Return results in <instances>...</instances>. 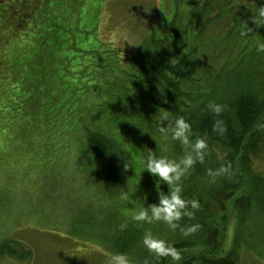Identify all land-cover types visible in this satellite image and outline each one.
I'll return each instance as SVG.
<instances>
[{"label": "trees", "instance_id": "1", "mask_svg": "<svg viewBox=\"0 0 264 264\" xmlns=\"http://www.w3.org/2000/svg\"><path fill=\"white\" fill-rule=\"evenodd\" d=\"M188 1L190 4H173L170 18L166 23L162 22L157 32L152 30L140 41L130 60L123 66V73L113 75L108 71L109 64L101 59L98 80L97 73L85 74L89 67L85 64L91 58H82L93 52L92 47L103 44L97 40L94 30L98 15L92 11L83 15L85 22L93 23L89 30L79 27V18L66 16L68 14L62 11L44 12L47 15L42 18L49 23L53 19L59 23L70 20L71 27L48 30L32 26L23 29L28 30L24 32L26 37L17 30L9 29L7 34H20L23 42L14 39L18 42L6 45V48L11 46L10 51L15 57L0 63V78L3 70L7 79V82L0 80L1 102L4 100L3 106L0 105V139L5 145H0V163L7 158L9 150L13 155H18L22 172L33 171L37 166L40 170L41 160L43 162L47 156L45 148L58 145L66 136L81 144V157L90 165L87 171L98 175L95 182L99 185L100 180L107 193L117 191L116 188L126 179L133 182L138 176L137 182L143 179L140 182L143 188L136 190L137 194H141L137 197L141 199V204L144 205L146 200L147 204L149 201L158 202V190L167 192L168 185L143 169L145 158L151 152L157 156L170 159L176 156L179 159L185 152V146L175 140L176 154L172 155L160 148L163 146V141L159 140L160 134L153 136L150 133L157 131L154 120L157 114L168 112L173 118L182 115L191 125L190 139L202 137L207 141L204 161L195 163L182 177V189L187 187L182 190V196L187 200L188 197L197 199L194 194L198 197L204 194L206 196L198 198V201L205 203L211 199L218 204L217 210L223 213L218 216L216 210L204 216L194 210L192 217L182 216L178 224L187 226L199 223L201 227L196 232L185 236L177 227L170 229V235L164 238L177 251L193 245L203 250L187 259H180L181 264H191L193 261L237 264L239 252L244 248L241 234H244L245 226L242 228V224L245 223V213L251 202L250 193L264 179L262 174L249 172V161L256 157L264 143V53H260L259 59L254 58L260 36L264 40V24H256L252 19L253 13L245 10V3L237 6L232 0H219L213 12L209 6L210 0H204L199 9L193 6L195 0ZM67 4L71 3L63 0L64 8ZM209 14L212 17H208L209 22L221 16L229 19L225 36L236 41V46L240 47L233 58L223 61V65L230 64L232 75L229 77L221 76L220 69L213 72L202 65V49L197 38L202 34L200 29L206 27L199 21ZM29 15L30 12H26L24 17ZM245 24L253 31L241 35ZM87 40L91 43L81 50L77 44ZM17 51L26 53L27 57H19ZM237 61L251 63V68L235 64ZM100 81L103 85H100ZM90 101L97 102L96 105L101 102L111 108L107 121L103 119V124H98L94 129L83 123L93 115L94 107ZM209 102L222 104L223 111L218 115L208 111ZM215 119L224 121L226 131L223 135L213 132ZM71 120H77L75 123L79 126ZM27 130H33L34 137H25ZM172 145L170 142L168 146ZM34 149L39 151L37 155ZM64 155L67 152L59 156ZM125 161L127 168L124 167ZM222 164H230L231 178L221 177L211 182L208 169L218 168ZM239 183L243 184V190L244 183L247 187L242 198H238L235 192ZM192 187L193 190L189 189ZM133 196L135 194H131ZM131 197L124 203H132L134 200ZM230 198L237 227L233 243L224 251L223 240L228 226L227 206L224 204ZM125 219L129 223H122L127 227L138 228L146 223ZM157 222L155 227H159L162 221ZM119 226H116V230ZM115 241L120 243V237ZM125 245H120V248H125ZM126 248H131L130 244ZM28 250L26 248L21 254L8 249L17 259L25 258ZM150 258L148 264H167L170 260V256L156 258L151 253Z\"/></svg>", "mask_w": 264, "mask_h": 264}, {"label": "rangeland", "instance_id": "2", "mask_svg": "<svg viewBox=\"0 0 264 264\" xmlns=\"http://www.w3.org/2000/svg\"><path fill=\"white\" fill-rule=\"evenodd\" d=\"M66 1L71 3L67 4L65 7L67 9L62 5L63 0H25V2L0 0V63L2 60H11L15 57L10 51L11 46L6 48V45H14L18 40L23 42L20 34L18 36L7 34L9 29L17 30L26 37L24 32L28 30L23 29L32 26L48 30L59 27L61 29V26L71 27L70 20L59 23L53 19L49 23L42 18L47 13L62 11L68 14L66 16L79 18V27L89 30L92 28L89 26L93 23L85 22L83 15L92 11L91 13L98 15L94 29L97 40L103 44L95 45L91 48L93 49L91 54L82 57L91 58L90 62L85 64L89 66L85 74L97 73L98 80L101 59L109 64L108 71H111L113 75L121 74L124 72L123 66L130 60L140 41L150 35L152 30L157 32L162 22L166 23V20L170 18L173 4H190L188 0H183L185 3L182 0ZM203 1L195 0L193 6L199 9ZM218 1L210 0L209 6L213 12L216 10ZM232 1L237 6L245 3V10L249 13H253L252 9L264 4L263 0ZM177 8L179 9V6ZM178 9L176 10L179 11ZM26 12H30L28 17H24ZM209 16L210 14L206 18L201 17L199 21L206 27L200 29L202 34L197 38L202 49V65L213 72L220 69L221 76L229 77L232 75L229 70L230 64L223 65V61L233 58L240 47L236 46V41L233 42L225 36L229 19L221 16L209 22L207 21ZM211 18L210 16L209 19ZM259 40H263V37L260 36ZM89 42L90 40H87L77 46L82 50ZM247 49L249 50L250 46ZM255 51L254 58L259 59L262 52H257L256 49ZM17 52L19 57H27L26 53ZM235 64L251 68V63L237 61ZM1 76L0 80L7 82L3 70ZM100 85L103 83L101 82ZM1 99L0 105L3 106L4 100L1 102ZM90 103L94 107L93 115L86 118L83 123L94 129L98 124H103V119L107 121L111 108L101 102L98 105L95 104L97 102L90 101ZM159 116L160 114H157L154 119L157 131L150 134L156 136L159 133V140L163 141V146L160 148L172 155L176 154L177 142L171 138L170 131L167 134L159 131L162 126ZM71 122L78 124L75 123L77 120H71ZM145 131L149 132V129L145 128ZM25 137H34V131L27 130ZM170 142L173 144L171 147L168 146ZM0 145L5 147L2 139H0ZM80 151L81 144L65 136L58 145H52L50 149L45 148L44 153L47 156L43 162L41 160L40 170L36 163L38 170L32 171L33 166H31L29 172H22L18 155L7 151V158L0 163V262L3 264H106L110 254L124 252L128 254L132 264H148L151 260L150 253L142 243L145 231L163 238L170 235V228L163 221L159 227H155L158 222L153 221L154 224L146 222L138 228L129 225L121 229L119 225L126 220L125 218H132L133 212L150 203L149 201L147 204L148 200H146L143 205L141 199L137 198L141 194H137L136 190L143 188L140 185L143 179L137 182V176L133 179L134 183L126 179L119 185L120 187L116 188L117 191L112 190L107 193V188L101 185L100 180H98L99 185L95 182L98 175L87 171L90 165L84 157H81ZM33 152L37 155L39 151L34 149ZM62 152H67V155L60 157ZM172 159H176V156ZM249 166L251 168L249 172L264 175V143L256 157L249 161ZM239 172L242 171L239 170ZM239 185L235 192L238 198H242L247 192V187L244 183L243 190V184ZM189 189L193 190V187ZM131 194H135V197H131ZM205 196L200 194L198 197L194 194L197 201L198 198L203 199ZM130 197L134 201L130 204L124 203ZM192 199L194 198H187L189 201ZM250 199L249 209L245 213V223L242 224V228L245 226L244 234H241L244 248L239 252L237 264H264V179L254 190H251ZM122 204L125 205L121 206ZM199 204L200 207L196 211L198 210L204 216L213 214L218 206L211 199L205 203L200 201ZM224 205L227 206L228 216L227 231L223 240L225 251L234 241L233 235L237 225L236 218L233 216L232 198ZM217 213L220 216L223 212L217 210ZM125 223H129L128 220ZM116 226H119L117 230ZM240 230L241 228L239 232ZM117 237H120V243L115 241ZM128 244L131 248H126ZM120 245H125L126 250L124 247L120 248ZM26 248L29 249L28 254L23 259H17L12 256V252L8 251L11 249L22 254ZM186 248L188 249L178 251L179 259H173L170 256L167 264H181L180 259H187L203 252L197 245ZM191 264L202 263L193 261Z\"/></svg>", "mask_w": 264, "mask_h": 264}, {"label": "clouds", "instance_id": "3", "mask_svg": "<svg viewBox=\"0 0 264 264\" xmlns=\"http://www.w3.org/2000/svg\"><path fill=\"white\" fill-rule=\"evenodd\" d=\"M252 19L257 25L264 24V4L252 9ZM247 31L253 29L245 24V29L241 35H245ZM132 43V42H130ZM257 52L264 53V40H258L256 43ZM224 106L220 103L209 102L207 104L208 111L219 114L223 111ZM161 127L159 131L167 134L170 131L173 140H179L185 146V152L179 159H170L165 156H157L149 152L144 161L143 169H147L151 174L157 176L159 181L166 182L168 191L158 190V202L149 203L145 207L139 208L132 213V219L138 222L163 221L170 229L180 227L183 235L187 236L196 232L201 225L192 223L187 226H179L178 222L182 216L192 217L194 210L200 207L196 199L186 200L182 196L181 180L187 172L197 162H203L207 154V141L202 137L190 139L192 136L191 125L182 115L174 118L168 112H161L159 116ZM166 121V123H162ZM213 132L223 135L226 131V125L222 119H215L212 124ZM124 167H128L125 161ZM208 175L211 182L224 177L231 178L230 164H222L218 168L208 169ZM126 227L121 224L120 228ZM144 247L153 254L154 257H168L179 259V252L165 238L158 237L150 231H145L142 236ZM106 264H132L127 253L116 252L107 257Z\"/></svg>", "mask_w": 264, "mask_h": 264}]
</instances>
